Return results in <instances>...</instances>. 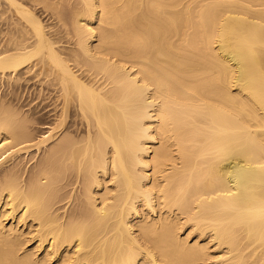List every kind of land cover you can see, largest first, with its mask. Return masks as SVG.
Here are the masks:
<instances>
[{"label":"bare ground","instance_id":"1","mask_svg":"<svg viewBox=\"0 0 264 264\" xmlns=\"http://www.w3.org/2000/svg\"><path fill=\"white\" fill-rule=\"evenodd\" d=\"M0 23V84L51 118L34 138L2 90L0 264H264V0H0Z\"/></svg>","mask_w":264,"mask_h":264},{"label":"rangeland","instance_id":"2","mask_svg":"<svg viewBox=\"0 0 264 264\" xmlns=\"http://www.w3.org/2000/svg\"><path fill=\"white\" fill-rule=\"evenodd\" d=\"M1 24V23H0ZM0 30H2L1 32H3V28L2 25H0ZM0 32V42L1 39L3 38V33ZM34 80H32L30 83L25 82L26 84L24 85V81H22V83L20 85H24L25 87L22 88H18L19 85L16 84H5L4 86L2 84H0V95L2 93V90L5 91L6 94H8V100L10 99V101L12 102V104L18 108H21V110L26 114L25 116L28 117L29 120H32V122H30V126L33 127L32 132L35 131L34 134V138H39L43 135L46 134V131L48 129H46L45 127L48 126L47 123L50 122L51 118L48 116L47 114V109H44L43 106H45L48 102L47 100L41 98L40 95L38 96L36 94L37 91H39L38 89H40V85L38 84H34L33 82ZM1 83V80H0ZM34 84V85H33ZM27 85V86H26ZM29 85V86H28ZM39 87V88H38ZM2 88V89H1ZM27 88V89H26ZM19 89V90H16ZM34 89V90H33ZM37 89V90H36ZM29 91V92H28ZM23 92V93H22ZM33 92V93H32ZM15 94V96H14ZM17 95V96H16ZM10 97V98H9ZM12 97V98H11ZM20 98V99H19ZM12 99V100H11ZM15 99V100H14ZM17 99V100H16ZM20 100V101H19ZM16 102V103H15ZM19 102V103H18ZM47 102V103H46ZM43 103V104H42ZM45 103V104H44ZM36 106V107H35ZM39 109H38V108ZM38 111H37V110ZM42 109V110H41ZM44 110V111H43ZM36 111V112H35ZM23 113V114H24ZM31 113V114H30ZM45 113V114H44ZM29 114V115H28ZM38 114V115H37ZM40 114V115H39ZM28 115V116H27ZM33 115H35L33 117ZM48 116V117H47ZM31 117V119H30ZM33 117V118H32ZM40 118L39 120H36L37 122H40V124L36 125L33 121L34 118ZM45 120V121H44ZM47 121V122H46ZM32 124V125H31ZM34 124V125H33ZM36 126V127H35ZM39 126V127H37ZM38 128V129H37ZM37 131V132H36ZM35 152V153H34ZM32 151L31 156H27L26 154H23L22 157L20 158L21 160H24L23 162H28L29 161V165H31L34 161H33V155L36 154V151ZM29 157V158H28ZM26 160V161H25Z\"/></svg>","mask_w":264,"mask_h":264}]
</instances>
